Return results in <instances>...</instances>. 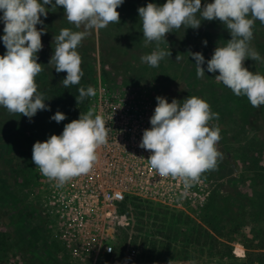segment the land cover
I'll list each match as a JSON object with an SVG mask.
<instances>
[{
    "label": "rangeland",
    "instance_id": "rangeland-1",
    "mask_svg": "<svg viewBox=\"0 0 264 264\" xmlns=\"http://www.w3.org/2000/svg\"><path fill=\"white\" fill-rule=\"evenodd\" d=\"M166 2L125 0L117 9L119 24H109L99 32L93 30L82 41L77 51L82 57L84 75L80 84L64 89L60 82L65 72L57 73L54 65H49L55 47L53 37L63 28L84 29L69 24L62 7L49 11L47 18L41 17L44 22L37 28L45 31L37 62L42 64L43 71L36 82L51 110L38 111L30 121L0 107V234L3 239L0 264H72L58 255L37 212L38 168L32 163V149L37 141L60 135L67 123L79 119L67 115L60 123L50 119L57 111L64 113L58 95L61 88L69 94L71 88L93 86L97 90L100 85L116 93L131 88L155 103L157 96L167 98L169 103L173 99L183 102L188 96H198L219 114L211 123L220 128L222 137L217 147L223 159L216 170L203 176L210 182L204 205L183 210L137 199L124 202L121 209L126 207L124 214L130 224L119 231V249L123 252L136 249L135 264H264V257L260 260L253 255L247 257L242 244V237H246L249 245L264 238V105L254 108L246 97H237L215 80L218 72H207V63L204 77L197 78L195 60L189 52L202 53L207 62L218 45L225 46L231 39L230 32L218 20L202 21L199 29L182 27L168 33L167 42L160 47L171 51V55L159 67L153 68L141 61L143 55L156 50V45L145 46L138 9L148 3ZM212 2L202 0V5ZM46 7L50 9L51 5ZM4 27L0 20V55L6 53L2 41ZM253 31L251 45L264 57V24L255 21ZM102 42L106 48L113 44L117 48V57L109 59L118 67L116 71L103 66ZM178 55L180 58L176 59ZM244 66L264 74V63L249 59ZM105 70L109 79L104 78ZM43 75L51 80L50 86L40 83ZM86 107L89 100L81 112L86 113ZM244 224L248 226L243 231ZM123 252L117 256L121 260Z\"/></svg>",
    "mask_w": 264,
    "mask_h": 264
},
{
    "label": "clouds",
    "instance_id": "clouds-1",
    "mask_svg": "<svg viewBox=\"0 0 264 264\" xmlns=\"http://www.w3.org/2000/svg\"><path fill=\"white\" fill-rule=\"evenodd\" d=\"M125 0H0V20L5 27L2 37L6 53L0 55V107L10 114L29 120L41 110L50 111L44 96L38 91L36 77L43 71L38 53L43 49L44 29L41 17L62 7L65 19L76 29L63 28L53 37L54 54L49 65L57 73L66 72L60 82L64 88L80 84L84 75L82 57L77 51L82 41L92 34L120 23L117 9ZM48 5H51L49 9ZM145 46L155 44L156 50L143 55L141 61L150 67L171 55L160 47L167 42V34L182 27L199 29L202 21H220L230 32L225 46H217L207 62L200 52H189L195 60L197 78L207 72L215 76L237 97H246L254 108L264 105V74L249 71L246 60L264 63V57L251 45L255 21L264 24V0H214L202 5V0H167L163 5L148 3L138 9ZM205 46L207 41H204ZM180 55L176 57L179 59ZM77 104L94 97L96 89L80 87ZM157 106L150 118V129H145L140 148L151 153L149 166L161 178L171 177L183 182L185 189L199 183L205 173L218 168L223 154L218 150L220 128L211 122L219 114L198 96H188L180 102L157 96ZM51 120L60 123L66 115L57 111ZM104 118L94 107L81 112L79 119L64 126L60 135L37 141L32 149V163L40 174L63 188L74 178L87 174L97 160V150L108 140ZM112 249L109 248V251Z\"/></svg>",
    "mask_w": 264,
    "mask_h": 264
},
{
    "label": "built area",
    "instance_id": "built-area-1",
    "mask_svg": "<svg viewBox=\"0 0 264 264\" xmlns=\"http://www.w3.org/2000/svg\"><path fill=\"white\" fill-rule=\"evenodd\" d=\"M156 106L131 88L116 93L100 85L87 109L94 107L104 118L108 142L98 148L93 168L63 188L38 170L37 212L58 255L72 264L136 263V249H126L122 260L117 257L119 231L130 224L121 204L130 199L193 210L209 196L210 182L204 177L185 189L181 180L161 178L149 166L151 153L139 145Z\"/></svg>",
    "mask_w": 264,
    "mask_h": 264
},
{
    "label": "trees",
    "instance_id": "trees-1",
    "mask_svg": "<svg viewBox=\"0 0 264 264\" xmlns=\"http://www.w3.org/2000/svg\"><path fill=\"white\" fill-rule=\"evenodd\" d=\"M102 46H103V50H102V57H103V66H110L114 71H116L118 69V67L115 64H112L110 62L109 59L111 58H115L116 56V51L117 48L115 47V45H111L110 48H106V43L102 42ZM105 47V48H104ZM123 48H125L124 46H122ZM121 48V46H120ZM109 49V50H107ZM66 72L65 75H63L64 77H66ZM103 75L105 79H109V73L107 70L103 71ZM47 76L43 75L41 76V84H43V86L45 85H51V80L46 78ZM58 76H53V78H57ZM56 84V83H55ZM64 89V87H63ZM62 88L59 91V99H61L60 102V107L63 110V112L65 113V115L69 116V117H79L83 107L86 105V103H88L89 98H86L82 103H80L79 105L77 104V99L76 96L79 95V91L78 89L75 88H71V92L69 94L65 93V90H63ZM87 108V107H86ZM126 211V207L123 206V208L121 209V213H124ZM248 226V224H244L242 225L240 228L243 229V231L245 230V228ZM237 228V227H236ZM238 229V230H241ZM258 236V235H257ZM244 239V242H242V244L244 245V247L246 248V254L247 257L249 256H256L259 260L260 258L264 257V238H262L261 240H258L254 245H249L248 243L245 242L246 237H242ZM260 241V242H259ZM1 245L3 246V239L1 238V234H0V247ZM119 252H123V249L121 250L118 249ZM42 264V263H41ZM231 264V263H230Z\"/></svg>",
    "mask_w": 264,
    "mask_h": 264
}]
</instances>
